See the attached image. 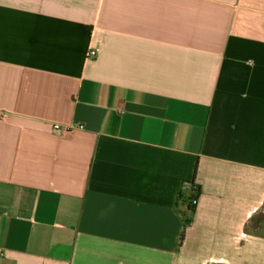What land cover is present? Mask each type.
I'll use <instances>...</instances> for the list:
<instances>
[{"label":"crops","instance_id":"obj_1","mask_svg":"<svg viewBox=\"0 0 264 264\" xmlns=\"http://www.w3.org/2000/svg\"><path fill=\"white\" fill-rule=\"evenodd\" d=\"M0 264H264V0H0Z\"/></svg>","mask_w":264,"mask_h":264},{"label":"built area","instance_id":"obj_2","mask_svg":"<svg viewBox=\"0 0 264 264\" xmlns=\"http://www.w3.org/2000/svg\"><path fill=\"white\" fill-rule=\"evenodd\" d=\"M97 50H98V49L91 50V51L89 52V55H91V56H95V55L97 54ZM54 127H55V129H57V130H61V128H62L60 125H57V124L54 125ZM197 202H198L197 199H193V200H192V204H193V205H196Z\"/></svg>","mask_w":264,"mask_h":264}]
</instances>
